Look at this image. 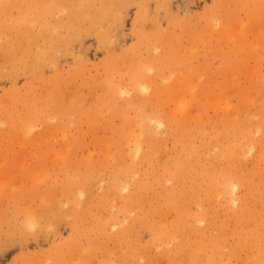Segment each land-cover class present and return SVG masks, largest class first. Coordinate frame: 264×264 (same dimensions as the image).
<instances>
[{"label":"bare ground","instance_id":"bare-ground-1","mask_svg":"<svg viewBox=\"0 0 264 264\" xmlns=\"http://www.w3.org/2000/svg\"><path fill=\"white\" fill-rule=\"evenodd\" d=\"M195 1L0 0V246L71 228L13 264H264V0Z\"/></svg>","mask_w":264,"mask_h":264},{"label":"rangeland","instance_id":"rangeland-1","mask_svg":"<svg viewBox=\"0 0 264 264\" xmlns=\"http://www.w3.org/2000/svg\"><path fill=\"white\" fill-rule=\"evenodd\" d=\"M198 1V2H197ZM208 2V1H207ZM199 5V6H198ZM200 5H201V1L200 0H196L195 1V3H193L192 5H191V9H190V7H189V14L190 13H194L195 11H197V10H199L200 9ZM193 8V9H192ZM129 16V14H127L126 15V17H125V19H124V24H125V27H128L129 26V22H130V17H128ZM127 18H129V19H127ZM125 20H127V21H125ZM126 22V23H125ZM128 39V40H127ZM126 39V42L127 43H129L130 42V39L129 38H127ZM96 51H93V50H91V51H89V56H90V59L91 60H94V61H96L97 59H98V57H99V53L98 52H96ZM97 54V55H96ZM200 62V61H199ZM21 79H19L18 81H17V83L18 84H20V83H22V81H23V78L22 77H20ZM10 84H11V82H10V80L8 79V78H5V77H1L0 78V93H3L4 91H7L8 89H9V87H10ZM5 97V101H7V103H8V100H9V98H8V95H5L4 96ZM8 98V99H7ZM2 126H4L3 125V123H2V125H1V127ZM84 128H86V126H84ZM9 128H5V126H4V129L1 131L0 130V141L2 140V141H6L5 142V144H2V143H4V142H0V153L2 152V153H9V151H12V150H15L16 148H15V146H13L12 147V144L9 142V141H7V138H8V133H9V130H8ZM8 130V132H6ZM6 133H5V132ZM7 134V135H6ZM90 136V135H89ZM6 138V139H5ZM90 139V137L88 138V140ZM7 142H8V144L10 145H8L7 144ZM5 145V146H4ZM88 146V150L87 149H85L86 150V153H87V151H89V149H91V150H93V147L90 145V144H88L87 145ZM86 146V147H87ZM8 147V148H7ZM17 148H18V146H16ZM85 147V148H86ZM92 147V148H91ZM10 148V149H9ZM89 153H91V152H89ZM83 155H85V154H83ZM78 156H81V155H78ZM24 157V156H23ZM33 157H35V156H33ZM20 160V159H19ZM29 160V159H28ZM27 162H31V159L29 160V161H27ZM20 163H22V162H20ZM17 165H19V164H17ZM17 165H14V166H12V168H10V170L11 169H13V170H7L6 171V173H10L11 172V174H14L13 176L11 175V177H13L14 179V181L11 183V182H9V183H7L8 184V187H7V185H5V187L7 188V190L5 189V190H3L2 189V192H4L3 193V196L1 195L0 196V208L1 207H3V205H2V203H4V201H5V208H7V206H8V208L10 209V208H14V206H15V201L13 202L12 200H14L13 198H11L10 197V195L9 194H7V192L6 191H8L9 190V186H13V187H10L11 189L10 190H13V188H14V194H17V193H19V192H23V191H25V192H29V191H31V189H32V180H29L28 178V180L26 179V180H22V177H23V175H22V172H21V170H20V167H18L19 168V171H16L18 168H16L17 167ZM15 169H14V168ZM50 168V167H49ZM51 170V169H50ZM57 170V169H56ZM55 170V171H56ZM15 171H16V173H15ZM53 171H54V169H53ZM53 172L54 174H52L51 176H49V179H48V181L50 182H48V181H45V182H43V186H42V184L40 185V189H43V188H45L46 186L48 187L50 184L51 185H53L54 186V189H59L60 188V182H61V180L60 179H62V178H64V175H63V173L62 172H60V171H57V172ZM1 172V171H0ZM18 173V174H17ZM50 173H52V171L50 172ZM56 173H57V175H56ZM62 174V175H61ZM18 175L19 176H22V177H18ZM59 175H61V177H58ZM5 177H0V181H3L4 179L6 180V181H8L10 178L7 176L6 177V174L4 175ZM15 176V177H14ZM16 176H17V178H16ZM51 177V178H50ZM19 178V179H18ZM59 178V179H58ZM2 179V180H1ZM21 179V180H20ZM51 180H52V182H51ZM23 182V184H22V182H21V185H20V183H19V187L20 188H22L24 185V187L25 188H27V189H20L19 187H18V185H16V184H13V183H15V182ZM28 181H29V185H31V186H28ZM59 181V182H58ZM3 183H5L4 181H3ZM47 183V184H46ZM53 183V184H52ZM13 184V185H12ZM16 188L18 189L17 191H15L16 190ZM58 194L56 195L58 198L60 197L59 196V194H60V192L59 191H57V190H55ZM1 191H0V193H2ZM8 192H10V191H8ZM56 194V193H55ZM6 195H8V196H6ZM29 195V194H28ZM37 197L38 195H33L32 197H31V199H34V202H38V200L40 201V199H39V196L35 199L34 197ZM57 197H56V199H57ZM62 197V196H61ZM1 198H3V199H1ZM30 199V200H31ZM21 201V202H20ZM27 202L29 201L28 199L26 200ZM66 202L65 201V199L62 197V202H60V206H64V208L66 207V204H67V202L66 203H64V202ZM10 202H13L12 204L10 203ZM16 202H18V206H19V208L20 209H22L23 207H27L28 205H29V203L30 204H34L33 203V200L32 201H30L29 203H28V205H27V203H25V200L24 199H18ZM39 203V202H38ZM20 205H21V207H20ZM27 205V206H26ZM10 206V207H9ZM4 208V207H3ZM10 210H12V209H10ZM21 213V214H20ZM21 217V218H20ZM22 217H23V215H22V212H20L19 211V214L17 215V219H22ZM53 219H55L54 217H52V215H50L49 216V221L51 222V224H54V225H52V229H50V231L48 232V231H46L43 227L41 228V230L40 231H38V232H40L39 234H38V236H36V237H33V238H30L31 237V235H15V237H14V240L11 242V243H9V244H7V245H3L4 246V248H2V246H0V264H13L15 261H17V259H18V257H20V256H32V255H36V254H41V253H45L46 251H50L51 250V247L53 248V246H55V245H64L65 244V242H66V240L70 237V233H71V228H69L68 227V225L67 226H65L66 224L65 223H60L59 224V226L57 227L56 225H55V222H54V220ZM18 221V220H17ZM4 227V228H3ZM60 227H61V229H60ZM63 227V228H62ZM68 227V228H67ZM2 228L3 229H5L6 228V225H2ZM40 229V228H39ZM70 229V230H69ZM44 230V231H43ZM48 230V229H47ZM60 230V231H59ZM43 231V232H42ZM45 231L48 233V235H50L51 233H52V236L50 235L49 237L47 236V237H44V238H42L44 235H45ZM70 233H69V232ZM0 232H4V231H0ZM53 232L55 233L54 235H53ZM60 232V233H59ZM58 234V235H57ZM62 234V235H61ZM59 235H61V236H59ZM69 235V236H68ZM54 236V237H53ZM58 236V237H57ZM2 237V234L0 235V241H2V240H4V235H3V239L1 238ZM25 237V238H24ZM51 237V238H50ZM27 238H29V239H27ZM47 238H48V240H47ZM55 238V240H53ZM25 239V240H24ZM31 239V240H30ZM38 239V240H37ZM44 239V240H43ZM22 240V241H21ZM23 240H24V242H23ZM42 240V241H41ZM46 240V241H45ZM18 241H20L19 243H18ZM21 242H23V243H21ZM19 244V245H18ZM22 244V245H21ZM7 246V247H6ZM22 246H24V247H22ZM6 247V248H5ZM21 248V249H20ZM4 249V250H3ZM21 251V252H20ZM39 251V252H38ZM23 252H24V254H23ZM30 254H28V253ZM31 252V253H30ZM34 252V253H33ZM35 252H37V253H35ZM22 255H21V254ZM20 254V255H19ZM27 254V255H26ZM73 259L72 260H75L76 261V257L74 256V257H72ZM13 260V261H12ZM19 263H20V261H19ZM18 263V264H19ZM21 264V263H20ZM52 264H56V260H54V262L52 263Z\"/></svg>","mask_w":264,"mask_h":264}]
</instances>
